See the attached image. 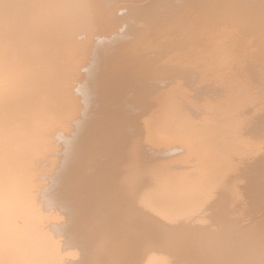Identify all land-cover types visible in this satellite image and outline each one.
<instances>
[{"label":"bare ground","instance_id":"6f19581e","mask_svg":"<svg viewBox=\"0 0 264 264\" xmlns=\"http://www.w3.org/2000/svg\"><path fill=\"white\" fill-rule=\"evenodd\" d=\"M0 264H264V0H0Z\"/></svg>","mask_w":264,"mask_h":264}]
</instances>
